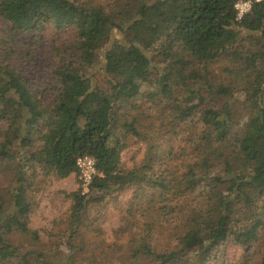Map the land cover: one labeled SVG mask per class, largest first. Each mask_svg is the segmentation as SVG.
Listing matches in <instances>:
<instances>
[{
  "label": "trees",
  "instance_id": "trees-1",
  "mask_svg": "<svg viewBox=\"0 0 264 264\" xmlns=\"http://www.w3.org/2000/svg\"><path fill=\"white\" fill-rule=\"evenodd\" d=\"M93 1L0 0L11 42L32 49L0 34V264H220L229 243L244 249L237 264H264V0L242 21L240 0ZM38 46L51 60L32 74ZM131 140L146 148L128 168ZM81 156L97 176L65 193L56 249L23 250L40 240L39 188L78 175ZM132 187L174 216L97 258L92 210Z\"/></svg>",
  "mask_w": 264,
  "mask_h": 264
},
{
  "label": "rangeland",
  "instance_id": "rangeland-1",
  "mask_svg": "<svg viewBox=\"0 0 264 264\" xmlns=\"http://www.w3.org/2000/svg\"><path fill=\"white\" fill-rule=\"evenodd\" d=\"M110 0H94L93 2L98 4H105ZM52 30L48 29L46 32V38L51 39L50 34ZM2 33L4 41L6 42V47L10 49H15L21 52H32L30 47L23 46V42L18 44L17 40L15 42H11V35L9 28L4 27V24L0 22V34ZM7 35V37L5 36ZM15 38V37H14ZM47 43V40L45 42ZM42 48L38 46V48L33 52L35 55V59L39 61V68L33 70L29 69V72H33L35 74L37 72H43L44 69L47 68V64L50 62L51 58L40 57L38 58V54L42 52ZM47 52V51H46ZM42 55V54H41ZM225 62H219L215 67V74L221 76L223 73V69L226 67ZM40 76L43 77V74ZM159 123V122H158ZM169 139V138H167ZM162 141V140H161ZM165 142V140H164ZM173 144L176 143H163L162 151L164 155L168 153V150L172 147ZM145 145L142 143H136V140H131V144L129 148L123 153V161L128 168L133 167L134 163H138L143 159L145 152ZM36 150V148H35ZM82 189L83 193H87L88 191L84 189L79 175H72L67 179L58 180V179H48L43 182V185L39 188L41 192L37 196V202L40 200L39 206L35 208L34 214L32 216L31 227L33 230H39L40 240L32 245L30 243H26L23 246V250H38L44 248L56 249L55 242H58L55 237H50L48 233H52L57 235L60 233L64 225H62V219H66L67 212L70 207V201L66 199L65 193H73ZM140 195V196H139ZM114 196V197H113ZM110 197L107 202L102 203L92 210L90 215L91 220H96L94 227L88 230V243L86 251L90 254L95 252L97 258L101 256L104 252L106 256H112V254H118L120 250L126 251L127 241L132 236V233L138 234L144 227L143 223L145 221H150L154 219H160L165 225L166 222L172 220L174 214L172 212H149V207L153 205H149L150 197L149 190L144 189L142 187H132L128 188L122 192L114 194ZM140 197V198H139ZM158 205V203L156 204ZM143 210L145 214L148 215V218H133L130 212ZM155 211V209H153ZM163 218V220H161ZM146 222V223H147ZM166 226V225H165ZM143 227V228H142ZM96 233V234H95ZM136 234V235H137ZM96 245H99L98 248ZM124 246V247H122ZM122 247V249H120ZM61 250L65 251V253H69V248L66 244L61 245ZM244 249L240 246L229 243L228 245V256L226 259V263L220 264H237V262L243 256ZM99 264H117L111 258L106 260L98 259Z\"/></svg>",
  "mask_w": 264,
  "mask_h": 264
},
{
  "label": "built area",
  "instance_id": "built-area-1",
  "mask_svg": "<svg viewBox=\"0 0 264 264\" xmlns=\"http://www.w3.org/2000/svg\"><path fill=\"white\" fill-rule=\"evenodd\" d=\"M253 2L249 0H240L235 5L238 21H242L248 14L251 13ZM76 167L80 181L87 191L97 176L96 160L90 156H81L76 160Z\"/></svg>",
  "mask_w": 264,
  "mask_h": 264
}]
</instances>
